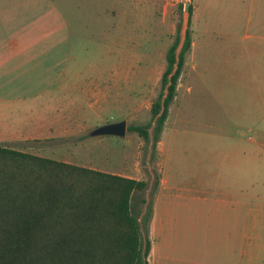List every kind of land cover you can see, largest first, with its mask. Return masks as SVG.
Instances as JSON below:
<instances>
[{"label": "rangeland", "instance_id": "374dc122", "mask_svg": "<svg viewBox=\"0 0 264 264\" xmlns=\"http://www.w3.org/2000/svg\"><path fill=\"white\" fill-rule=\"evenodd\" d=\"M74 1V8L68 0L70 7L64 9L73 33V55L76 49L89 51L90 59L99 64L103 46L110 49L108 62L113 66L111 92L104 100L96 98L94 110L88 113L89 129L125 119L127 124L147 125L149 139L130 130L124 135L89 136L88 129L82 139L65 133L53 140H31L34 145L48 144L47 148L33 147L36 153L145 179L144 188L132 195L131 208L138 216L144 247L145 237L151 239L152 213L148 210L153 211L155 201L156 231L149 264L216 263L225 251L219 227L234 231L230 233L238 247L234 260L264 264V21L255 19L253 13L248 25L244 19L235 28L240 47L231 57L232 70L225 67L231 66L229 58L215 54L196 56L195 68L191 62L184 67L185 77L160 133L161 148L153 153L155 120L149 101L160 91L156 69L166 64L168 47V26L162 23L161 7L150 0ZM182 8L179 6L180 22ZM105 20L109 30L101 32ZM158 22L164 33L156 41ZM124 52L128 85L122 83L120 88L123 74L118 67ZM70 61L75 69V56ZM55 92L53 88L51 94L55 96ZM63 92L62 98H54V104L49 96V104L31 106L27 115L34 120L41 113L49 124L59 127L64 123L62 114L75 116V104L68 101L75 103V87ZM82 106L87 108V104ZM29 119L23 123L31 124ZM73 125L75 129V121ZM160 174L165 183L158 191Z\"/></svg>", "mask_w": 264, "mask_h": 264}, {"label": "crops", "instance_id": "0c3cea01", "mask_svg": "<svg viewBox=\"0 0 264 264\" xmlns=\"http://www.w3.org/2000/svg\"><path fill=\"white\" fill-rule=\"evenodd\" d=\"M66 1L68 0H0V143L4 145L36 153L37 150L33 147L42 148L44 146L47 148L48 144L34 145L31 144L33 143L30 142L31 140L34 142L38 139L53 140L65 133L68 135L75 133V137L82 139L86 136L84 132L91 126L87 123V120H90L88 113L90 110H94L95 101L106 99V95L111 92L113 66L108 62L111 58L110 49H104L102 46L103 61L99 64L90 59L89 51L84 53V51L76 49L75 55H73V33L64 11L65 7H70V4ZM71 1L74 8L75 1ZM150 1L152 5L161 7L162 23L168 26L165 32L167 39L165 40L169 46L177 30L179 3L183 2L184 4L185 0ZM190 3L191 11L188 22L191 43L177 81L176 92L185 77L184 67L191 62L192 67L195 68L193 58L196 56L205 57L214 54L218 57L225 56L231 63V66L226 64L225 67L232 70L234 67L231 57L237 53L240 47L239 42L237 43L238 36L235 28L244 19L246 20L245 26L248 25L252 20L253 13L255 19L264 21V18H261L264 17V0H190ZM246 3H248V8L245 7ZM76 6H79V1ZM246 12L247 16L244 17ZM159 22L158 28L154 32L156 41H159L160 33H164V30L160 31ZM107 26L105 20L99 30L106 32L109 30ZM74 56L75 69L69 66L70 59ZM85 57L87 59H82ZM123 57L124 60H121V65L118 67L119 73L123 74L119 78L120 88H122V83L124 87L128 85L125 52ZM71 64L73 63L71 62ZM164 68L165 63H162L156 69L158 74L156 81L160 79ZM218 68L224 69L221 66ZM225 70L230 72L228 69ZM70 74H75V77H70ZM74 87L75 103L74 100L69 99L68 101L72 105L75 104V116L62 114L61 117V122L70 124L71 130L65 128L64 123H61L59 127L53 122L49 124L47 116L41 113H37L34 120H31V115H27V112L32 111L31 106L40 103L49 104V96L52 97V104H54V98H62L65 88ZM53 88L58 91L55 92V96L51 94ZM187 88L190 89L191 86L188 85ZM96 98L99 99L96 100ZM83 104H87V108L83 107ZM149 104H151V100ZM28 119L33 122L31 124L23 123ZM90 130L88 131L89 136H94L90 134ZM90 143L87 142L86 145H90ZM77 144L75 142V147ZM161 144L162 140L159 138L158 152ZM83 145L85 144H80L82 147ZM85 164L82 163V165ZM88 166L96 168L97 165L89 164ZM123 175L137 178L128 173H123ZM164 183L165 178L160 174L158 191L164 187ZM155 196L158 197V193H155L154 200ZM154 212L155 201H153L151 216L149 253L154 247L153 235L156 231ZM218 232L222 234L220 241L225 244L223 247L225 251L221 253L216 263L212 262L211 264H239V260L233 258L238 249L234 245V235H230V233L234 234L233 229L219 227Z\"/></svg>", "mask_w": 264, "mask_h": 264}, {"label": "trees", "instance_id": "16d2710c", "mask_svg": "<svg viewBox=\"0 0 264 264\" xmlns=\"http://www.w3.org/2000/svg\"><path fill=\"white\" fill-rule=\"evenodd\" d=\"M179 28L180 21L166 50L160 91L151 102L152 119L160 110L163 88L175 63ZM190 43L188 22L165 107L155 118L153 153ZM127 130L149 139L145 124L129 123ZM145 185L142 178L0 143V264H149L151 240L146 236L143 247L139 219L131 208L134 191Z\"/></svg>", "mask_w": 264, "mask_h": 264}, {"label": "water", "instance_id": "95a60500", "mask_svg": "<svg viewBox=\"0 0 264 264\" xmlns=\"http://www.w3.org/2000/svg\"><path fill=\"white\" fill-rule=\"evenodd\" d=\"M189 15H190V0H185V2L183 4V8L181 10L179 39H178L177 47L175 49V63L173 65L171 71L168 74V81L164 85V90H163V94L161 97V107H160L159 112L153 118L154 120L157 117V115L159 113H161V111L165 107L164 99H165V96L167 95V92H168V86L171 83V76L173 75V73L176 71V69L178 67L179 53H180V50L184 44L186 34H187ZM126 130H127V122L125 119H121V120H117V121L99 124L90 130V134L91 135H101V134L124 135L126 133Z\"/></svg>", "mask_w": 264, "mask_h": 264}]
</instances>
